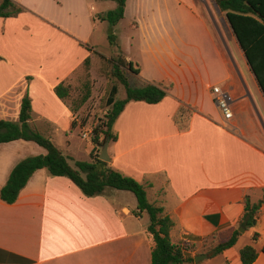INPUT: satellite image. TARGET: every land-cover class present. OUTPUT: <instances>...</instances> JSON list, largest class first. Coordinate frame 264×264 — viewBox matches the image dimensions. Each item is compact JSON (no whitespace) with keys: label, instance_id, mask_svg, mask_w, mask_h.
I'll return each mask as SVG.
<instances>
[{"label":"crops","instance_id":"0c3cea01","mask_svg":"<svg viewBox=\"0 0 264 264\" xmlns=\"http://www.w3.org/2000/svg\"><path fill=\"white\" fill-rule=\"evenodd\" d=\"M15 3L23 11L0 17V120L18 121L28 93L32 125L65 154L71 143L59 144L56 131L70 129L72 136L76 115L55 87L69 84L85 60L99 52L95 34L108 22L100 16L117 3L111 9L105 0ZM125 20L131 44L142 50L126 57L139 69L129 74L131 85L151 81L167 86L169 93L158 103L126 105L114 123L118 139L109 140L108 162L143 183L151 201L167 207L174 221L171 239L186 243V256L209 254L180 264H242L243 234L222 253L211 250L241 226L245 197L263 198L264 92L226 11L216 0H127L119 24ZM153 46L165 59H155L152 69L143 51L152 52ZM237 57L245 58L253 82ZM45 62L51 63L46 69ZM214 85L231 102L228 121L215 102ZM183 103L194 111L189 128L180 131L174 116ZM46 152L23 139L0 144V264H152L148 214H136L138 201L124 193L128 190L107 188L86 196L69 177L42 168L14 203L1 198L13 168ZM263 221L264 205L248 231L254 234ZM257 251L253 264H264V252Z\"/></svg>","mask_w":264,"mask_h":264},{"label":"trees","instance_id":"16d2710c","mask_svg":"<svg viewBox=\"0 0 264 264\" xmlns=\"http://www.w3.org/2000/svg\"><path fill=\"white\" fill-rule=\"evenodd\" d=\"M116 8L108 10L101 15V19L110 23L111 29L108 39L113 47L119 46V39L114 27L125 16L127 0H114ZM217 6L226 11L227 19L233 29L237 40L244 51L247 63L254 73L261 89L264 92V0H216ZM23 7L18 6L15 0H0V17L14 16ZM119 54V58H107L102 55L108 65L112 67V75L121 83L113 84L107 95V105L110 107L105 119L98 120L92 129V142L94 144L89 161H76L71 164L72 157L63 151L53 140L32 125V101L27 93L21 103L18 121L0 120V144L14 140L34 141L46 149L45 154L28 156L22 159L11 171L7 183L1 189V198L5 202L14 203L26 186L35 171L47 168L52 175L69 177L86 196L100 194L107 188L128 190L135 194L138 204L136 214L147 213L149 215L148 232L153 240L152 264H180L194 261V257L185 255L187 246L183 242L175 243L171 239V230L174 226L167 207L149 199L146 186L132 176L124 175L114 169L108 161L99 158L102 148L109 140H117L118 135L114 131V123L125 110L130 101H145L158 103L169 93V88L151 81H145L141 86L134 87L130 83L129 74L139 73L134 68L133 62L127 61L126 57ZM91 58L85 60V65L90 64ZM121 85L126 89V97L118 99L117 95ZM84 93L80 102L72 101L70 107L75 113L91 97V83L84 84ZM59 98L69 101L71 97L70 85L64 82L55 87ZM69 103V102H68ZM194 109L187 104H181L174 116L175 124L180 131L187 130L190 126V116ZM87 118L78 123L77 116L73 120V127H84ZM264 205V195L258 202H251L250 197H245V212L240 222L246 229L253 227L260 210ZM240 231L235 230L232 237L218 244L211 250V254L217 255L223 250L236 244ZM258 232L253 234V240H258ZM264 252V246L262 248ZM259 256V252L253 244L245 245L240 250L242 264H253Z\"/></svg>","mask_w":264,"mask_h":264},{"label":"rangeland","instance_id":"374dc122","mask_svg":"<svg viewBox=\"0 0 264 264\" xmlns=\"http://www.w3.org/2000/svg\"><path fill=\"white\" fill-rule=\"evenodd\" d=\"M105 3L108 6V9L116 6V2L114 0H105ZM94 5L98 6V4L96 3ZM88 8H90V5L88 6ZM110 29L111 25L109 22H107L105 26L100 25V27L96 31V41L94 43L99 52H96L93 58H91L89 65L83 64L81 69L75 72L73 78H71V82L68 84L70 85L71 89V97L68 101L69 104H71L73 100L76 101L77 104L80 102L81 97L84 93L85 83L90 82L92 86V94L90 99L85 104H83L79 108V110L75 112L78 123L80 124L84 118H87V124L82 128L80 127V125L78 127L72 128V136H70V132H72V130L70 129H60L56 131V140L59 144L65 146L66 143H71L69 149L66 148L64 152L65 154L72 157L71 164L73 166H75L76 161H89L91 159L89 148L92 145L94 146V144L92 142V139L84 137V133L90 132L92 136V129L95 123L100 119H105V115L107 114L108 110H110V107L107 105V95L109 89L113 84L119 85L121 83L116 77L112 75V67L107 64L106 60L102 58V55L104 54L107 58L116 59L119 58V54L124 57H128L130 54L135 56L141 53L142 55L141 46H139L138 43L134 42L131 44L132 41L130 39V27L126 20L122 21L120 24L118 23L114 27V30L119 39L120 47L111 46L108 39V33ZM42 43L48 45V42L45 38L43 39ZM151 49L152 52L146 54L143 51V56L144 58L148 59V62L150 61L149 66L153 69L156 68L155 59H158L159 61L165 59V54L164 51L159 52L155 50L154 46ZM238 51L240 50L238 49ZM238 59L239 57H237V60ZM243 59H239V61H241L244 73L247 76L248 81L253 82L251 81L252 72L248 70L247 64H245L246 62ZM49 65H51L50 62H45L43 64L44 69H46ZM125 97L126 89L124 85H121L117 98L124 99ZM43 132L45 131L43 130ZM46 134H48L47 131ZM124 193H126V195H128L132 199L135 197L134 199L137 200L133 192L130 191ZM144 218L149 219L148 215H145ZM244 228V226H240L238 229L240 233L242 232L241 234H243L241 241L247 245L254 244V246L260 251L264 246V221L262 223H259L256 227V231L259 232V235L261 236L260 239L256 241V243H253V232L248 231V229Z\"/></svg>","mask_w":264,"mask_h":264},{"label":"built area","instance_id":"2783aa9c","mask_svg":"<svg viewBox=\"0 0 264 264\" xmlns=\"http://www.w3.org/2000/svg\"><path fill=\"white\" fill-rule=\"evenodd\" d=\"M212 90H213L215 102L217 103V106L219 107L220 111H222L224 118L227 121L233 118V109L231 106V102L227 98L226 93L224 92L222 87L220 85H214L212 87ZM89 136H91L90 132L84 133L85 138ZM184 245L187 246L185 242Z\"/></svg>","mask_w":264,"mask_h":264},{"label":"water","instance_id":"95a60500","mask_svg":"<svg viewBox=\"0 0 264 264\" xmlns=\"http://www.w3.org/2000/svg\"><path fill=\"white\" fill-rule=\"evenodd\" d=\"M108 145H109V141L104 145V147L102 148L101 153L99 155V158L104 160V161H110V159H111V157L108 153ZM255 223H256V220H254V224ZM208 257H209L208 253L198 254L195 256V261L199 262V261L203 260L204 258H208Z\"/></svg>","mask_w":264,"mask_h":264}]
</instances>
